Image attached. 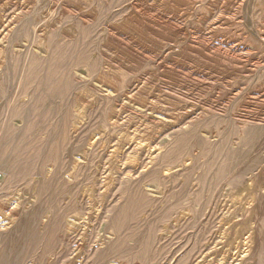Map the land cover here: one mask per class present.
<instances>
[{
	"label": "rangeland",
	"instance_id": "obj_1",
	"mask_svg": "<svg viewBox=\"0 0 264 264\" xmlns=\"http://www.w3.org/2000/svg\"><path fill=\"white\" fill-rule=\"evenodd\" d=\"M0 173L6 262L264 264V0H0Z\"/></svg>",
	"mask_w": 264,
	"mask_h": 264
},
{
	"label": "crops",
	"instance_id": "obj_2",
	"mask_svg": "<svg viewBox=\"0 0 264 264\" xmlns=\"http://www.w3.org/2000/svg\"><path fill=\"white\" fill-rule=\"evenodd\" d=\"M10 232H12V234L18 238L19 236L17 235L19 232H18V229L15 227L13 229V227H11L10 229ZM3 232L6 234V229L4 230H0V233ZM1 243V242H0ZM17 249V248H15ZM14 251H18V250H14ZM18 256L17 253H12L10 256ZM34 255H37V252L34 254ZM11 261H14L13 259H11ZM0 264H19V263H16V262H6V244L3 242L0 244Z\"/></svg>",
	"mask_w": 264,
	"mask_h": 264
},
{
	"label": "bare ground",
	"instance_id": "obj_3",
	"mask_svg": "<svg viewBox=\"0 0 264 264\" xmlns=\"http://www.w3.org/2000/svg\"><path fill=\"white\" fill-rule=\"evenodd\" d=\"M232 14V13H231ZM262 30V29H261ZM113 120V119H112ZM158 120V119H157ZM201 127V126H200ZM156 153V152H155ZM122 167V166H121ZM255 179V178H254ZM245 237V236H244ZM251 238V237H250ZM101 243V242H100ZM245 243V242H244ZM252 244H253V240H251V243H250V247H251V249L248 251V252H246V254H244V256L242 257L243 259H245V261L247 260V258H248V256L251 254V250H252ZM104 245V244H103ZM244 245V244H243ZM215 247V246H214ZM244 248V247H243ZM242 248V249H243ZM241 252V251H240ZM244 252V250L242 251V253ZM241 253V254H242ZM245 253V252H244ZM211 256V255H210ZM251 256V255H250ZM224 260V259H223ZM233 260V259H232ZM235 261V260H234ZM237 261V260H236ZM239 261V260H238ZM249 261H251V260H249ZM233 262V261H232Z\"/></svg>",
	"mask_w": 264,
	"mask_h": 264
},
{
	"label": "built area",
	"instance_id": "obj_4",
	"mask_svg": "<svg viewBox=\"0 0 264 264\" xmlns=\"http://www.w3.org/2000/svg\"><path fill=\"white\" fill-rule=\"evenodd\" d=\"M2 179H3V177H2V174L0 173V183H1Z\"/></svg>",
	"mask_w": 264,
	"mask_h": 264
}]
</instances>
